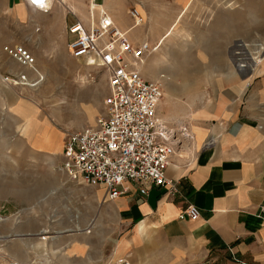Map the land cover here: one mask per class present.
<instances>
[{"label": "rangeland", "instance_id": "obj_1", "mask_svg": "<svg viewBox=\"0 0 264 264\" xmlns=\"http://www.w3.org/2000/svg\"><path fill=\"white\" fill-rule=\"evenodd\" d=\"M92 3L132 43L148 42L142 75L160 82L162 99L169 92L183 104L192 93L210 97L244 58L254 79L264 78V0H55L47 13L0 0V264H50L59 258L50 248H62L61 237L74 230V196L60 186L62 140L94 124L107 76L69 55L75 34L67 38L65 25L94 21ZM6 45L25 47L35 70L9 58ZM17 72L26 80H4Z\"/></svg>", "mask_w": 264, "mask_h": 264}, {"label": "crops", "instance_id": "obj_2", "mask_svg": "<svg viewBox=\"0 0 264 264\" xmlns=\"http://www.w3.org/2000/svg\"><path fill=\"white\" fill-rule=\"evenodd\" d=\"M251 66H236L210 97L192 93L183 104L169 92L160 101L163 119H184L193 135L166 168L175 194L131 188L109 199L102 186L65 175L60 186L74 196L78 216L61 237L65 245L50 248L59 258L49 263L106 264L126 256L131 264H264V78L255 80ZM188 204L198 210L195 220L179 217Z\"/></svg>", "mask_w": 264, "mask_h": 264}, {"label": "built area", "instance_id": "obj_3", "mask_svg": "<svg viewBox=\"0 0 264 264\" xmlns=\"http://www.w3.org/2000/svg\"><path fill=\"white\" fill-rule=\"evenodd\" d=\"M23 1L45 13L55 2ZM90 5L99 7L96 19L87 26L78 19L67 26L66 33L75 34V38L68 39L66 45L71 57L106 73L107 92L94 124L64 135L61 170L78 184L102 186L109 199L131 188L141 195L150 188H165L175 194L176 183L166 177V168L174 155L191 145L192 132L181 120L168 122L158 112L162 86L157 80L146 79L141 69L151 52L148 42L132 43L103 7ZM131 16L136 25V10ZM3 51L21 67L35 70L34 57L25 47L6 45ZM4 80L18 84L26 75L17 72ZM259 211L264 222V205ZM179 217L195 220L198 210L188 204ZM106 264L131 262L122 256Z\"/></svg>", "mask_w": 264, "mask_h": 264}, {"label": "bare ground", "instance_id": "obj_4", "mask_svg": "<svg viewBox=\"0 0 264 264\" xmlns=\"http://www.w3.org/2000/svg\"><path fill=\"white\" fill-rule=\"evenodd\" d=\"M186 6V5H185ZM184 6V7H185ZM180 15V13L177 15V17ZM90 21H92V22H94L93 21V17H91L90 18ZM172 28V25L166 30V32L164 33V35L160 38V42L164 39V37L165 36H167L168 34H169V32H170V29ZM160 42H158V45L157 46H159V44H160ZM242 45V44H241ZM262 48V47H261ZM262 51V50H261ZM244 52V51H243ZM250 56H251V54H250ZM256 56V55H255ZM253 57V58H256V57ZM250 58V57H249ZM251 59V58H250ZM249 60V59H248ZM252 61V60H251ZM255 61V60H254ZM260 62V61H259ZM253 63V62H252ZM245 65H247V63H246V59L244 58V59H240L239 60V62L236 64V66H238L240 69H242V68H245V67H248V66H245ZM252 67V66H251ZM239 71V70H238ZM248 74H249V72H248ZM33 85V84H32ZM161 104V103H160ZM57 140V139H56ZM57 148V147H56ZM54 151V150H53ZM78 216V215H77ZM73 221H74V219H73ZM83 231V230H82ZM84 233H85V231H84ZM44 238V237H43ZM41 244V243H40ZM43 244V243H42ZM39 246V245H38ZM41 246H43V245H41ZM45 246V245H44ZM42 252H44V251H42Z\"/></svg>", "mask_w": 264, "mask_h": 264}]
</instances>
